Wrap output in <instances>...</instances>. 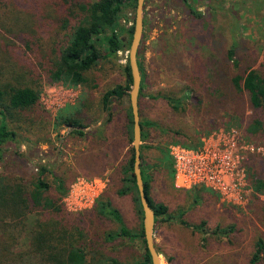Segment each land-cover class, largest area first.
I'll return each mask as SVG.
<instances>
[{
  "label": "rangeland",
  "instance_id": "rangeland-1",
  "mask_svg": "<svg viewBox=\"0 0 264 264\" xmlns=\"http://www.w3.org/2000/svg\"><path fill=\"white\" fill-rule=\"evenodd\" d=\"M189 2L202 12L200 17L192 16L181 0H147L138 47L144 82L139 98L140 120L143 124L157 123L144 125L147 136L140 144L143 167L151 198L164 203L171 215L169 220L159 218L155 222L154 244L161 264H249L255 241L264 238V191L253 190L247 166L257 175H264V136L245 131L246 124L257 115L245 99L243 121L227 125L225 60L226 49L235 41L239 72L249 65L264 72V0ZM134 15L135 11L124 10L120 23L129 27L134 24ZM41 35L42 43H48L47 35ZM59 35L62 38L65 33ZM28 55L29 61L38 65L36 47ZM127 60L128 50L101 59L91 71L98 81L93 89L52 82L42 75L40 99L27 112L29 119L11 124L25 156L10 154L0 162V171L20 174L28 180L36 175L38 163H46L65 179L68 191L62 202L68 212L67 222L82 232L78 240L85 245L87 264H136L144 254L140 238L110 239V231L118 232L119 224L98 212L99 203L109 199L130 231L138 232L142 227V214L133 195L120 192L127 177L123 166L132 146L127 129L129 95L113 97L109 110H102L103 93L125 82L123 68ZM188 89L192 91L186 92ZM187 93L192 96L182 99ZM163 95L181 97L185 109L175 110ZM82 98L90 101L81 117L88 128L84 135L72 132L73 127L53 125L60 110L74 109ZM219 131H233L244 148L241 164L246 192L239 203L227 201L203 186L178 188L174 174L172 177L167 168L166 156H170L172 145L186 146L188 136L199 140L200 147L204 138ZM47 179L52 181L51 175ZM88 180L97 182L89 193L91 201L86 206H74L79 192L75 183L86 184ZM25 240L23 234L19 247L25 246ZM34 263L30 257L24 264ZM259 264H264V257Z\"/></svg>",
  "mask_w": 264,
  "mask_h": 264
},
{
  "label": "trees",
  "instance_id": "trees-1",
  "mask_svg": "<svg viewBox=\"0 0 264 264\" xmlns=\"http://www.w3.org/2000/svg\"><path fill=\"white\" fill-rule=\"evenodd\" d=\"M181 1L192 16L202 15L189 0ZM135 6L136 0H0V162L5 161L10 154L25 156L17 145L18 133L11 124L29 119L27 112L34 109L40 99L42 75L45 74L52 82L68 86L95 88L98 81L91 76V71L97 63L101 59L116 57L119 51L129 49L133 24L125 27L120 23V17L126 9L135 11ZM43 33L49 38L48 43H42ZM62 33L65 35L61 38L59 34ZM34 47L38 55V65L29 61L28 52H33ZM137 63L141 74L139 106L144 85L139 49ZM225 68L229 97L225 112L227 125H240V121H243L245 109L242 104L245 99L257 114L246 124L245 131L250 135L264 136V72L250 65L239 72L240 61L236 57L235 41L226 49ZM36 70H40V73ZM123 71L125 82L103 93V111L109 110V100L113 97L121 99L128 95L127 90L131 85L128 60ZM190 91L192 90L188 89L186 92ZM84 92L87 93L86 90ZM188 96L192 95L187 93L182 99ZM163 98L175 110L185 109L181 97L163 95ZM83 99L85 100L82 98L74 109L66 107L60 110L54 117L53 125L84 127L81 117L85 112L83 109L88 108L90 101ZM144 125L157 126V123L147 121L143 124L140 120L141 140L147 136ZM132 128V114L129 108L127 129L130 139ZM72 132L85 134L83 130L76 128ZM187 138L189 141L184 145L192 148L200 145L199 140L188 136ZM129 152L130 157L123 166L124 175L127 176L124 179L125 186L120 192L131 193L142 214L133 174L132 146ZM166 160L169 173L173 177V165L169 155ZM247 171L253 190L263 192L264 175H257L248 166ZM47 175H51L52 181H48ZM141 175L145 195L154 210L155 222L159 218L169 220L171 215L167 206L162 202H155L149 194V180L143 167L142 152ZM67 191L65 179L53 173L46 163H38L36 175L29 180L20 174L0 171V264H24L30 257L35 259L34 264L88 263L85 245L78 240L82 232L67 222L68 212L62 202ZM99 204V214L119 224L118 232L110 231V239L119 236H128L132 240L140 238L144 254L136 264H151L142 227L138 232L130 231L125 226L120 212L112 206L109 199ZM23 234H26L25 246L19 247ZM263 257L264 238L259 237L254 243L249 264H259Z\"/></svg>",
  "mask_w": 264,
  "mask_h": 264
},
{
  "label": "built area",
  "instance_id": "built-area-1",
  "mask_svg": "<svg viewBox=\"0 0 264 264\" xmlns=\"http://www.w3.org/2000/svg\"><path fill=\"white\" fill-rule=\"evenodd\" d=\"M242 148L233 131L214 133L204 138L197 148L172 145L170 156L175 186H203L218 192L227 201L239 203L246 192L245 172L241 164ZM75 185L79 186V192L74 206H86L91 201L89 193L96 188L97 182L88 180L82 184L77 181Z\"/></svg>",
  "mask_w": 264,
  "mask_h": 264
},
{
  "label": "water",
  "instance_id": "water-1",
  "mask_svg": "<svg viewBox=\"0 0 264 264\" xmlns=\"http://www.w3.org/2000/svg\"><path fill=\"white\" fill-rule=\"evenodd\" d=\"M144 2L145 0H136L132 38L128 49V66L130 70L131 85L127 90V92L129 95V103H130L132 122H133V128H132L133 174L135 177V183L142 207L143 239L145 241V246L150 255L151 264H161L160 254L158 253L155 247L154 236H153L155 214H154V210L150 206L148 199L145 195L144 182L141 175V150H140L141 126H140V114H139V106H138L141 74L137 63V50L142 36ZM101 122L102 121H100V123ZM68 128H72V127L69 126ZM74 128L83 131L88 129L81 126H75Z\"/></svg>",
  "mask_w": 264,
  "mask_h": 264
}]
</instances>
